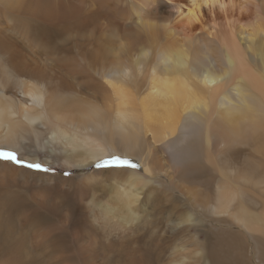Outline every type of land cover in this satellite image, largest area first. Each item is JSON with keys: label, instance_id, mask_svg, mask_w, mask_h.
<instances>
[{"label": "bare ground", "instance_id": "bare-ground-1", "mask_svg": "<svg viewBox=\"0 0 264 264\" xmlns=\"http://www.w3.org/2000/svg\"><path fill=\"white\" fill-rule=\"evenodd\" d=\"M173 1L0 0V264H264V0Z\"/></svg>", "mask_w": 264, "mask_h": 264}, {"label": "rangeland", "instance_id": "rangeland-1", "mask_svg": "<svg viewBox=\"0 0 264 264\" xmlns=\"http://www.w3.org/2000/svg\"><path fill=\"white\" fill-rule=\"evenodd\" d=\"M138 1H143V0H138ZM145 1H149V0H145ZM262 0H258L256 3H259L261 2ZM162 2L166 3L167 5L164 7V16L166 18H170V19H174L175 20V23L178 24L179 22L176 21L175 18H177L178 16V13H180L179 11V8L177 5H174V2L173 0H158V4H161ZM138 4H140V2H137ZM132 6V5H131ZM130 6V8H131ZM142 6V5H141ZM135 8H131L132 11H134ZM255 11V10H254ZM168 13V14H167ZM252 13V14H251ZM248 14H251L250 15V20L248 21H244V23L242 24L243 27H247V26H250V28H246L245 31H247V34H250L252 33V29H251V26L253 25H256V24H253V23H256V11L255 12H250ZM173 15V17H172ZM253 16V17H252ZM258 18V17H257ZM264 21V18L261 17ZM179 20V19H178ZM255 20V21H254ZM180 21V20H179ZM203 21H205V18L203 19ZM245 24V25H244ZM179 25V24H178ZM196 30H194V32L196 33H199L201 31V24L200 23H196L195 25V28ZM197 46V44H196ZM127 161V160H126ZM39 164V163H37ZM106 163H100V164H97V165H100L99 167L97 165L93 166L92 169H90V171L88 170H78L76 173L77 176H83V175H87L89 174L90 172H93V171H96L98 170L99 168H109V167H117L115 164H113L112 162L111 163H107V166H105ZM18 165H22L23 167H25L24 165L25 164H18ZM40 165V164H39ZM124 166H127V165H123L122 167ZM43 167V166H41ZM34 170H40V169H35ZM79 172V173H78ZM81 173V174H80ZM73 173L72 172H66V173H62V176L64 177H68L70 175H72ZM75 174V173H74ZM198 182H203L202 180H199Z\"/></svg>", "mask_w": 264, "mask_h": 264}, {"label": "snow or ice", "instance_id": "snow-or-ice-1", "mask_svg": "<svg viewBox=\"0 0 264 264\" xmlns=\"http://www.w3.org/2000/svg\"><path fill=\"white\" fill-rule=\"evenodd\" d=\"M0 160L12 162L15 164H25V162L22 159H18V156L15 152H0ZM112 163L115 164L116 166L127 165L130 167H136V165H129L128 161L121 160L118 157L114 158ZM25 166H27L29 168L41 169V165H39V164H25ZM97 166L99 167L100 165H97ZM105 166H107V162H106ZM43 170L47 171V169H43Z\"/></svg>", "mask_w": 264, "mask_h": 264}]
</instances>
